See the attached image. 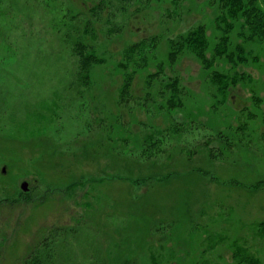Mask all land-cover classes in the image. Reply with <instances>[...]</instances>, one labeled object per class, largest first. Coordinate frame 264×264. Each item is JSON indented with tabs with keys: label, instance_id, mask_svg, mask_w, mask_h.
I'll use <instances>...</instances> for the list:
<instances>
[{
	"label": "rangeland",
	"instance_id": "rangeland-1",
	"mask_svg": "<svg viewBox=\"0 0 264 264\" xmlns=\"http://www.w3.org/2000/svg\"><path fill=\"white\" fill-rule=\"evenodd\" d=\"M113 1L114 22L127 27L110 37L114 24L96 23L94 41L113 54L111 62L126 42L143 36L161 35L159 56L167 61L169 36L199 23L207 26L211 45L219 34L210 0H132L125 11ZM70 6L80 9L81 4L0 0V264H24L44 242L54 245V264H165L170 247L182 264H238L236 247L264 264L261 118L250 122L259 131L254 149L235 148L226 157L219 152L216 163H208L204 155L194 163L181 156L161 158L160 165L178 171L159 183L161 175L148 185H134L128 178L154 170L109 153L106 124L113 120L110 112L118 109L120 75L110 77L105 64L96 67L93 85L81 87L84 92L71 87L75 61L59 37L66 31L61 22ZM254 49L261 53L259 61L238 70L252 75L257 93L264 97V45ZM174 68L192 96L186 112L212 128L231 134L242 108L264 111V104L260 111L254 107L251 89L239 83L215 114L210 80L198 59L183 56ZM166 71L172 72L169 66ZM121 112V123L113 122L127 132L124 123L134 133L142 131L143 122L164 123L163 117L150 120L143 111ZM195 163L214 167L204 177L194 172ZM25 180L28 191L21 188Z\"/></svg>",
	"mask_w": 264,
	"mask_h": 264
},
{
	"label": "trees",
	"instance_id": "trees-1",
	"mask_svg": "<svg viewBox=\"0 0 264 264\" xmlns=\"http://www.w3.org/2000/svg\"><path fill=\"white\" fill-rule=\"evenodd\" d=\"M78 1L81 4L80 9L70 6V9L63 14L61 28L66 26V31L59 36L68 48L69 58L75 61V70L71 73L73 77L71 87L76 88L78 93L84 92L81 87L86 89L95 83L96 67L106 64L107 69L110 70V77H115L113 74L115 72L121 78L115 101L116 109H118L110 112L116 124L121 123L118 115H121L123 110L131 113L143 111L150 120L155 121H158L160 117L164 118V123L143 122L142 131L138 133L131 132L124 122L128 132L125 129L122 130L123 125L116 126L112 119L109 126L106 124V127H109L106 137L110 142L108 149L111 155L123 158L125 163L136 162L154 170L147 176L135 179L132 177L128 180L134 185H144V183L148 185V182L158 175H161L157 179L159 183L165 181L172 171H178L166 165H160L161 158L173 159L181 156L187 159L188 163H194L196 157L204 155L206 161H210L208 163H216L219 152L226 157V153L234 152L235 148L240 152L254 149L253 141L258 137L259 131L253 129L250 122L260 117L264 124V111H260L264 104V97L257 93L256 81L252 75L239 71L238 67L258 62L260 59L261 53L255 51L254 46L264 45V0H210L216 9L215 24L219 33L213 45H211L207 26L199 23L186 32L168 37L167 61L161 60L159 56L161 35L153 34L126 42L113 62L108 60L113 54L110 55L109 50H100L101 47L94 41L98 39L96 23L106 22L109 26L114 24L107 34L110 37L121 33L127 27L126 24L122 25L117 20L114 22L116 17L114 4H112L114 1L91 0L90 3L86 0ZM118 1L120 5L117 8L122 11L127 10L132 3V0ZM107 10L110 14H105ZM186 55H192L198 59L210 80L213 113L221 112L229 98L231 88L239 83L251 89L253 105L260 112L257 113L248 107L242 108L239 124L233 130V127L231 128L232 135L231 131L226 133L222 129L212 128L196 118L199 116L186 112L192 96L183 83L181 75L174 68L177 61ZM166 66L172 70L170 74L167 73ZM115 126L120 129L114 130ZM250 133H253V136H250ZM188 134H193L194 138L190 140ZM261 135L262 138L258 139L264 140V132ZM123 150L126 152L123 153ZM129 151L135 153L130 154ZM204 164L199 166L195 163L196 168L193 170L206 177L213 170L214 164L211 168ZM175 224L177 222L173 223ZM262 225L264 226V222ZM168 227H170L169 224ZM168 233L171 234L170 231ZM160 234L162 236L165 233ZM162 245L163 242L160 246L164 249ZM1 246L0 237V250ZM40 248L47 254L41 255ZM53 250V244L44 242L43 246L31 252V256L24 260V264H54V259H51L54 255ZM235 250L234 256L238 264H261L259 258L245 249L236 247ZM162 259H158L157 263ZM163 262L182 264L181 260L177 261L176 250L172 247L169 249L168 258ZM124 264H136V262L125 261Z\"/></svg>",
	"mask_w": 264,
	"mask_h": 264
},
{
	"label": "water",
	"instance_id": "water-1",
	"mask_svg": "<svg viewBox=\"0 0 264 264\" xmlns=\"http://www.w3.org/2000/svg\"><path fill=\"white\" fill-rule=\"evenodd\" d=\"M21 188L24 190V191H28L29 190V182L28 181H23L21 183Z\"/></svg>",
	"mask_w": 264,
	"mask_h": 264
}]
</instances>
